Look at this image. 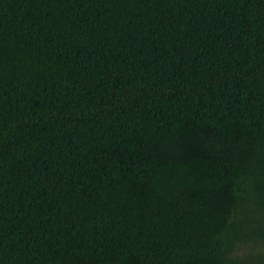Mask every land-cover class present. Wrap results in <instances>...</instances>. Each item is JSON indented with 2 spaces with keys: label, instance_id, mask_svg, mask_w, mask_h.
Wrapping results in <instances>:
<instances>
[{
  "label": "trees",
  "instance_id": "trees-1",
  "mask_svg": "<svg viewBox=\"0 0 264 264\" xmlns=\"http://www.w3.org/2000/svg\"><path fill=\"white\" fill-rule=\"evenodd\" d=\"M0 264H264V0H0Z\"/></svg>",
  "mask_w": 264,
  "mask_h": 264
}]
</instances>
